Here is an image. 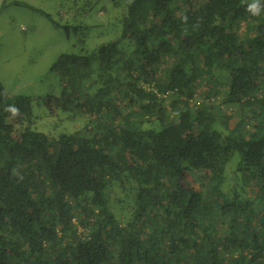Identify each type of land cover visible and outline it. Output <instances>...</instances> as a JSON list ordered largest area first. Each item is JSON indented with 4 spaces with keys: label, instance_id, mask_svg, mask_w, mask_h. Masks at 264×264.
I'll list each match as a JSON object with an SVG mask.
<instances>
[{
    "label": "trees",
    "instance_id": "obj_1",
    "mask_svg": "<svg viewBox=\"0 0 264 264\" xmlns=\"http://www.w3.org/2000/svg\"><path fill=\"white\" fill-rule=\"evenodd\" d=\"M254 2L128 0L116 42L54 63L47 106L84 116L57 138L0 80V264H264Z\"/></svg>",
    "mask_w": 264,
    "mask_h": 264
},
{
    "label": "rangeland",
    "instance_id": "obj_2",
    "mask_svg": "<svg viewBox=\"0 0 264 264\" xmlns=\"http://www.w3.org/2000/svg\"><path fill=\"white\" fill-rule=\"evenodd\" d=\"M128 4V0H0V80L10 97L32 98L34 129L57 138L84 124L83 115L68 117L71 111L47 106L48 96L59 98L62 92L60 76L52 67L61 55L93 53L116 42ZM111 203L124 211L132 205L118 188L111 193Z\"/></svg>",
    "mask_w": 264,
    "mask_h": 264
},
{
    "label": "clouds",
    "instance_id": "obj_3",
    "mask_svg": "<svg viewBox=\"0 0 264 264\" xmlns=\"http://www.w3.org/2000/svg\"><path fill=\"white\" fill-rule=\"evenodd\" d=\"M248 11L251 12L252 15L258 16L260 14V3L259 0H255L254 3L248 6ZM8 112L11 113L12 117L19 115V109L15 106H9L7 109Z\"/></svg>",
    "mask_w": 264,
    "mask_h": 264
}]
</instances>
